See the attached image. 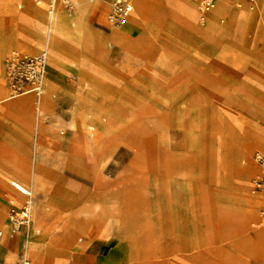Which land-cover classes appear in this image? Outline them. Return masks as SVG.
I'll use <instances>...</instances> for the list:
<instances>
[{
    "label": "rangeland",
    "instance_id": "obj_1",
    "mask_svg": "<svg viewBox=\"0 0 264 264\" xmlns=\"http://www.w3.org/2000/svg\"><path fill=\"white\" fill-rule=\"evenodd\" d=\"M145 1L146 12L133 24L128 22L133 10L119 20L116 0L56 4H62V13L79 16L80 32L67 42L56 93L46 98L40 117L44 149L34 152L46 185L45 193L32 197L42 218L34 226L53 228L65 218L57 232L60 242L44 248L47 261L83 255L86 264H94L93 256L75 249L77 232L91 216L121 227L114 238L125 243L129 264H172L190 254L221 264L239 241L240 252L249 247L243 253L264 264V242L261 256L254 258L244 240L264 226V201L242 197L232 182L241 166L251 163L253 192H264L254 187L259 168L253 161L254 153L264 151L255 149L251 162L244 163L242 148L246 141L264 145V82L237 67L264 58V43L255 37L260 13L251 10L253 21L242 41L228 21L238 5L206 14L205 24L202 12L196 25H188L182 17L171 14L170 22L169 14L161 13L158 5L165 0ZM52 5V0H0L1 78L9 95L15 94L9 78L13 60L44 52L20 53L21 21L44 26ZM228 53L252 55L216 59ZM224 64L236 69L225 72ZM50 71L49 64L47 75ZM45 96L43 87L41 96L28 93L13 101L37 120V102ZM63 209L78 214L77 223ZM253 212L259 223L235 218ZM190 218L197 224L193 233L185 226ZM175 224L181 229L175 231Z\"/></svg>",
    "mask_w": 264,
    "mask_h": 264
},
{
    "label": "crops",
    "instance_id": "obj_2",
    "mask_svg": "<svg viewBox=\"0 0 264 264\" xmlns=\"http://www.w3.org/2000/svg\"><path fill=\"white\" fill-rule=\"evenodd\" d=\"M73 1V0H72ZM54 2V0H52ZM239 2L243 3L245 7L250 6L247 0H216V8L224 7L227 9L230 5H238ZM134 10L131 17L128 19L130 24H133L137 18H141L146 12V1L145 0H133ZM61 5H52V11L49 9V16L51 13L55 14V28L48 33V26L50 25V18L48 16V23L44 26L40 25L35 27L32 24V19L24 18L21 21L20 32L17 36L18 42L20 43V53L22 55H31L35 51L30 50L27 44L41 43L44 44L45 38L52 39L55 44V51L61 60V63L50 61V73L47 75L44 87L46 89V96L43 99H39L37 102L38 119L34 120L32 117L27 118L23 112V107L17 101H13L17 98L14 94H7V87L3 84L4 65L2 59H0V97L9 96L8 99L0 100V264H15L18 262L21 254L25 251L26 254L32 252L37 254V260L34 264H51L47 260V256L44 254V248L46 247V241L50 232L62 225L64 217L58 218L53 228H38L34 226V221H40L42 218L39 215L41 206L38 201H34L32 198L34 194L38 196L41 193L46 192V185L43 181L40 165L37 159L34 157V152L42 151L44 149V131L40 123V117L46 108V98L54 96L56 93V87L58 85V69L63 64V57L65 49L67 48V42L70 41L71 36L79 30V16H68L61 12ZM77 5V4H76ZM82 8L81 5H77ZM214 6V8H215ZM159 10L163 14H169L170 22L171 16L175 15L182 17L184 20H188V25H192L197 21L198 14L197 3L194 0H165L164 4L158 5ZM213 8V9H214ZM240 7L238 6L233 16L229 17L228 21H234L237 19ZM260 13V17H263L264 6L262 8H256ZM172 14V15H171ZM249 21L247 24V30L251 27L252 23V12L249 14ZM64 19L61 20L60 18ZM259 18V17H257ZM192 19V20H191ZM258 22V21H257ZM205 24V23H204ZM129 25V24H128ZM130 26V25H129ZM127 28L115 31V33L122 32ZM257 29V25H256ZM259 30H257L258 32ZM247 32V31H246ZM261 39L260 33L258 32L255 36ZM13 36L10 35L9 38ZM206 37V36H205ZM205 37L201 39L204 41ZM246 39L242 37V41ZM215 55V54H214ZM218 55V54H217ZM223 58H216L220 60H236L235 56H249L252 54H220ZM252 57V56H251ZM258 57V56H255ZM254 64H241L237 67H241L242 70H250L259 75L260 83L264 82V71L258 68H263L264 65L259 61H264V58L253 59ZM232 64H224L225 72L229 68L234 70L236 68ZM257 71V72H256ZM263 84V83H262ZM243 153L246 157L252 154L255 149H259L255 144L246 141L243 145ZM255 155V153H254ZM253 155V161L254 160ZM2 160V161H1ZM11 166H10V165ZM257 165V163L255 162ZM258 166V165H257ZM16 168V169H15ZM259 168V166H258ZM261 171L259 168V174ZM10 180V184H9ZM242 190V197H248L257 201H264V192L255 193L247 180L241 179V175L237 176L232 180ZM255 187V186H254ZM256 189V188H255ZM264 191V190H257ZM31 192V198L29 193ZM32 204L31 216H30V227L26 226H13L10 219V212L12 208H22L30 202ZM64 210V209H63ZM64 214H69L70 221L77 223L78 214L71 213L64 210ZM235 218L241 223H259V217L256 212L251 214H239ZM87 220H89L87 222ZM112 220V218H111ZM85 225L86 228L81 232H77L78 240L75 245V249L83 250L89 253L90 256L94 257V264H129V253L125 247V243L115 240L114 236H119L118 228L121 229L116 223H106L102 219L95 218L91 221V216L86 217ZM195 219L190 218L189 223L185 226L188 230L193 233L197 230V224ZM42 222V221H41ZM87 223V224H86ZM91 223V224H89ZM42 224V223H41ZM123 228L129 226L128 224H122ZM180 224L174 225V230H180ZM122 230V229H121ZM191 233L188 235L191 236ZM245 242L253 247L252 251H249L251 255L256 257L261 256V249L264 242V226L261 229L248 234L245 237ZM237 250L230 247L229 253H227L226 260L221 264H258L255 260L250 259L243 252L249 247H243L244 251L240 252L238 246L242 245V241L237 242ZM246 253V252H245ZM57 264H86L83 255L74 256L73 259L67 258L64 262ZM172 264H213L208 259H198L194 255L181 258L175 257Z\"/></svg>",
    "mask_w": 264,
    "mask_h": 264
},
{
    "label": "built area",
    "instance_id": "obj_3",
    "mask_svg": "<svg viewBox=\"0 0 264 264\" xmlns=\"http://www.w3.org/2000/svg\"><path fill=\"white\" fill-rule=\"evenodd\" d=\"M255 2L256 0H248ZM216 0H201V9L203 16L201 22L205 23V15L211 12L215 6ZM133 10V5L130 0H116L115 11L120 21L127 17ZM47 55L45 52L34 56L24 58H15L9 68V78L12 87L14 88L15 96H21L28 93H34L36 96H41L43 93L42 77L46 70ZM25 84V85H24ZM24 85V86H23ZM254 160L260 168V175L254 180L256 190H264V153L256 152ZM31 198V192L29 193ZM32 205L31 201L27 202L22 208H12L10 219L16 226L30 227ZM8 264V263H5ZM15 264H30L25 251L21 254L19 260Z\"/></svg>",
    "mask_w": 264,
    "mask_h": 264
},
{
    "label": "bare ground",
    "instance_id": "obj_4",
    "mask_svg": "<svg viewBox=\"0 0 264 264\" xmlns=\"http://www.w3.org/2000/svg\"><path fill=\"white\" fill-rule=\"evenodd\" d=\"M58 1L59 0H54V2H53L54 7L56 6ZM194 1H196L197 5H198L197 6L198 14H196V16L198 17L202 13L201 5L199 4V0H194ZM81 4L82 3L80 2L78 5H81ZM238 6L240 7V10L238 12L239 14L237 15V19L234 21V26H233V28L231 30H233L235 33L237 31H240L242 36L244 37L245 34H246V31H247V24H248V21H249V17H250L249 14L251 13V10L252 9H256V8H262V6H264V0H256L255 4H253V5L251 4L248 7H245L243 3L239 2ZM133 10H134V6H133ZM225 11H227L226 8H224V7L216 8V6H215V8L211 12H209L207 15L214 16V15H216L218 13H223ZM49 18H50L49 19L50 20V25L48 26V33L50 31L54 30V28H55V14L51 13ZM257 30H259L258 32L260 33L261 39L264 40V14H263V17L260 18L259 21L257 22ZM211 31H212L211 28H208L207 29V34H209ZM56 46L57 45L55 44V42L52 39H50V38H45L44 44H41V43L27 44V47L30 50H33V51H36V49L43 48L44 52L47 55L46 70H45V73L43 74V77H42L43 84H45V80H46V77H47V74H48V70H49V63H48L49 62V58H51V61H53V62L60 63V58L58 57V54L55 51L56 50L55 49ZM8 97L9 96H2V97H0V100L8 99ZM261 139H262V142L264 144V136ZM256 146L259 149L264 151V145L263 146L262 145L261 146L260 145H256ZM250 158H251V155L246 157L244 163H246L247 161L251 162ZM254 168L255 167L251 163H249V165H247L246 167H245V165L241 166L240 171H239V174L241 175V179L249 181V176H251V173H252ZM59 228L60 227H57V228L53 229L50 232V234L48 235L46 244L49 243L50 241L57 242V243L60 242V240L58 239L59 238L58 237L59 233H57L59 231ZM29 254H31V257H32L33 261L35 262L37 260L36 259L37 258V254L33 255L32 252H29ZM26 256L28 257V254H26ZM28 259H29L30 264H31V260H30L29 257H28Z\"/></svg>",
    "mask_w": 264,
    "mask_h": 264
}]
</instances>
